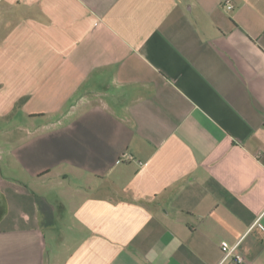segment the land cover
Returning a JSON list of instances; mask_svg holds the SVG:
<instances>
[{"label": "crops", "instance_id": "0c3cea01", "mask_svg": "<svg viewBox=\"0 0 264 264\" xmlns=\"http://www.w3.org/2000/svg\"><path fill=\"white\" fill-rule=\"evenodd\" d=\"M225 1L0 0V264H264V0Z\"/></svg>", "mask_w": 264, "mask_h": 264}, {"label": "built area", "instance_id": "2783aa9c", "mask_svg": "<svg viewBox=\"0 0 264 264\" xmlns=\"http://www.w3.org/2000/svg\"><path fill=\"white\" fill-rule=\"evenodd\" d=\"M224 7L227 10H233L234 9V3L232 0H226L224 2ZM240 245V241L236 243L235 245H230L226 242L222 244V251L224 254L223 261H227L228 259H234L236 264H243L245 263L246 259L245 257L239 253L238 248Z\"/></svg>", "mask_w": 264, "mask_h": 264}, {"label": "rangeland", "instance_id": "374dc122", "mask_svg": "<svg viewBox=\"0 0 264 264\" xmlns=\"http://www.w3.org/2000/svg\"><path fill=\"white\" fill-rule=\"evenodd\" d=\"M18 128L17 126L8 125L4 120H0V150H7L9 148L8 144L13 143L10 141L11 139L23 135L24 132Z\"/></svg>", "mask_w": 264, "mask_h": 264}]
</instances>
